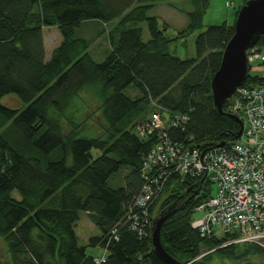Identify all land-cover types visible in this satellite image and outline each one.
Here are the masks:
<instances>
[{
    "label": "trees",
    "instance_id": "16d2710c",
    "mask_svg": "<svg viewBox=\"0 0 264 264\" xmlns=\"http://www.w3.org/2000/svg\"><path fill=\"white\" fill-rule=\"evenodd\" d=\"M160 1L0 0V237L14 264H97V255L78 242L75 224L82 211L102 232L92 238L93 246L105 247L118 229L119 239L112 241L104 264H169L154 250L152 222L189 190L161 229L162 244L173 258L208 264L214 255L239 262L264 256L257 245L222 247L225 239L203 237L193 228L195 208L212 195V183L204 177L193 183L172 175L149 210L147 235L130 229L128 216L145 184L143 161L158 141L156 132L143 137L136 129L153 103L170 114L189 116L183 126L170 129L174 141L214 148L237 141L241 129L233 115H242L230 110L232 98L219 111L211 85L235 33L239 9L233 23L209 25L198 34L197 56L182 58L170 52V45L203 28L211 0H190L191 10L165 2L189 18L176 38L166 36L165 25L161 28L158 17L149 14ZM90 21L114 23L112 49L102 62L92 56L91 41L76 35ZM142 23L148 25V41ZM52 26L62 41L47 59L44 27ZM257 46L264 49V37ZM260 82V75L250 72L245 85ZM82 90L101 101L98 111L106 125L99 136L85 134L69 117L66 133L59 121ZM9 93L27 105H3ZM15 191L21 199L13 196Z\"/></svg>",
    "mask_w": 264,
    "mask_h": 264
},
{
    "label": "built area",
    "instance_id": "2783aa9c",
    "mask_svg": "<svg viewBox=\"0 0 264 264\" xmlns=\"http://www.w3.org/2000/svg\"><path fill=\"white\" fill-rule=\"evenodd\" d=\"M228 5L232 6L230 2ZM248 59L250 72L261 70L256 74L261 82L244 84L231 97V112L240 113L243 120V133L234 143L201 148L174 141L170 129L183 126L189 116L170 114L153 103L155 108L136 129L143 137L156 132L158 141L144 158L145 184L134 207L138 206L148 216L150 206L146 201L149 198L156 201L172 175L193 183L200 177L208 178L216 189L195 208L203 216L193 218V228L203 237L225 239L222 247L242 243L264 249V49L259 46L250 49ZM132 218L133 211L128 220ZM148 223L150 218L144 220L145 226ZM116 228L103 247L104 252L96 256L97 264L107 261L109 246L119 239Z\"/></svg>",
    "mask_w": 264,
    "mask_h": 264
},
{
    "label": "rangeland",
    "instance_id": "374dc122",
    "mask_svg": "<svg viewBox=\"0 0 264 264\" xmlns=\"http://www.w3.org/2000/svg\"><path fill=\"white\" fill-rule=\"evenodd\" d=\"M165 2H174L178 7L191 10L192 5L190 0H161L159 4L149 11L150 15L157 16L161 28L166 27L165 34L169 38H176L179 36V32L187 28L189 24V18L185 12H182L173 6L166 4ZM232 6H229L228 3ZM246 2L244 0H211L210 6L204 17V26L187 36L174 40L170 45V52L178 55L182 58L197 56L196 38L198 34L204 31L209 25H219L227 21L233 23L235 19V13ZM95 24H85L81 28L77 29V36H85L91 41L90 51L95 60L102 62L111 51L112 47L109 41V30L114 23L108 25L102 22H94ZM143 38L145 41L150 39V32L147 23H142ZM44 33L48 34L47 45V57L52 56L53 50L61 43L62 35L60 30L56 26L44 27ZM58 41V43H57ZM58 44V45H57ZM256 66V65H255ZM252 74H260L261 70L252 69ZM80 95H74L69 101L70 104L65 109V113L60 116L59 121L63 125V131L69 132L71 124L69 118H74L77 123L85 128L84 132L87 135L99 136L103 127L106 125L103 117L99 114V107L101 104L98 95L88 91L82 90ZM1 102L3 105L22 109L27 104L16 93H9L2 97ZM68 102V103H69ZM53 115H58L51 109ZM69 117V118H68ZM120 176V175H119ZM121 177V176H120ZM119 178H115V181ZM121 179V178H120ZM118 184L117 186H121ZM166 188V187H165ZM163 189V192L165 190ZM212 193L216 189L215 184H211ZM163 194V193H162ZM13 196L17 199H21V194L18 191L13 193ZM203 216L202 212L195 211L193 218L198 219ZM75 231L78 236L79 245L86 246L87 252L93 255H101L104 252V248L101 245L93 246L91 244L92 238L101 235V229L90 219L86 211L80 213V218L75 224ZM247 245V244H239ZM216 249H212L208 254ZM204 256V255H203ZM245 261H252L256 264H264V256H249ZM239 261L224 258L220 255H214L208 264H237ZM0 264H14L11 258L8 246L3 237H0Z\"/></svg>",
    "mask_w": 264,
    "mask_h": 264
},
{
    "label": "water",
    "instance_id": "95a60500",
    "mask_svg": "<svg viewBox=\"0 0 264 264\" xmlns=\"http://www.w3.org/2000/svg\"><path fill=\"white\" fill-rule=\"evenodd\" d=\"M261 37H264V0H247L239 9L235 21V33L227 43L223 51L220 67L211 81L212 96L219 111L223 112L225 101L230 99L248 79L250 73L248 54L250 49L257 46ZM233 116L240 121L239 136H241L243 133V121L237 115ZM222 145L224 143L219 144V146ZM189 192L190 190L187 191V193ZM187 193L181 195L178 201L165 208L153 220L152 243L154 250L157 255L169 264H192L191 261L182 263L173 258L165 250L161 240V229L164 222L181 207ZM237 264L256 263L242 261Z\"/></svg>",
    "mask_w": 264,
    "mask_h": 264
},
{
    "label": "bare ground",
    "instance_id": "6f19581e",
    "mask_svg": "<svg viewBox=\"0 0 264 264\" xmlns=\"http://www.w3.org/2000/svg\"><path fill=\"white\" fill-rule=\"evenodd\" d=\"M146 204L150 206V209H152V207L155 205V200H153L152 198H149L146 201ZM133 213H134V218L130 219V229L134 230L142 237L147 235V232H148L147 230L149 228L144 225V220L146 218L151 217L150 212L148 216H145L144 214L140 212V208L137 206L133 209ZM152 226H153V222H152Z\"/></svg>",
    "mask_w": 264,
    "mask_h": 264
},
{
    "label": "crops",
    "instance_id": "0c3cea01",
    "mask_svg": "<svg viewBox=\"0 0 264 264\" xmlns=\"http://www.w3.org/2000/svg\"><path fill=\"white\" fill-rule=\"evenodd\" d=\"M94 22H96V21H90V22H86L87 24H95ZM86 23H84V25L86 24ZM57 29H58V27H57ZM59 30V29H58ZM48 40H49V38H48V34H45L44 33V44H45V49H46V58L47 59H50L51 58V56L50 57H47V45H48ZM57 43H58V41H57ZM58 45V44H57Z\"/></svg>",
    "mask_w": 264,
    "mask_h": 264
}]
</instances>
